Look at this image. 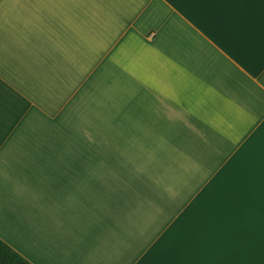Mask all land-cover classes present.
<instances>
[{
    "label": "crops",
    "instance_id": "0c3cea01",
    "mask_svg": "<svg viewBox=\"0 0 264 264\" xmlns=\"http://www.w3.org/2000/svg\"><path fill=\"white\" fill-rule=\"evenodd\" d=\"M0 239L264 264V0H0Z\"/></svg>",
    "mask_w": 264,
    "mask_h": 264
},
{
    "label": "trees",
    "instance_id": "16d2710c",
    "mask_svg": "<svg viewBox=\"0 0 264 264\" xmlns=\"http://www.w3.org/2000/svg\"><path fill=\"white\" fill-rule=\"evenodd\" d=\"M0 264H31L0 239Z\"/></svg>",
    "mask_w": 264,
    "mask_h": 264
},
{
    "label": "rangeland",
    "instance_id": "374dc122",
    "mask_svg": "<svg viewBox=\"0 0 264 264\" xmlns=\"http://www.w3.org/2000/svg\"><path fill=\"white\" fill-rule=\"evenodd\" d=\"M234 240H235V239H234ZM234 240H233V241H234Z\"/></svg>",
    "mask_w": 264,
    "mask_h": 264
}]
</instances>
